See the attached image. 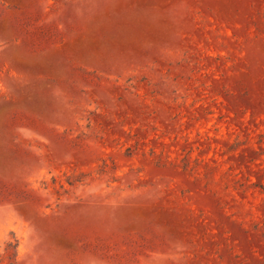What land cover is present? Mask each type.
<instances>
[{
	"label": "rangeland",
	"instance_id": "rangeland-1",
	"mask_svg": "<svg viewBox=\"0 0 264 264\" xmlns=\"http://www.w3.org/2000/svg\"><path fill=\"white\" fill-rule=\"evenodd\" d=\"M0 264H264V0H0Z\"/></svg>",
	"mask_w": 264,
	"mask_h": 264
}]
</instances>
